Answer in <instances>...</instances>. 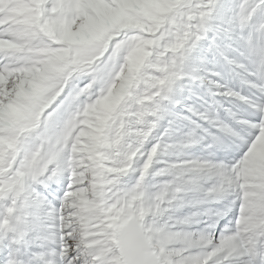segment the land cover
Wrapping results in <instances>:
<instances>
[{
	"label": "snow or ice",
	"instance_id": "1",
	"mask_svg": "<svg viewBox=\"0 0 264 264\" xmlns=\"http://www.w3.org/2000/svg\"><path fill=\"white\" fill-rule=\"evenodd\" d=\"M0 264H264V0H0Z\"/></svg>",
	"mask_w": 264,
	"mask_h": 264
}]
</instances>
